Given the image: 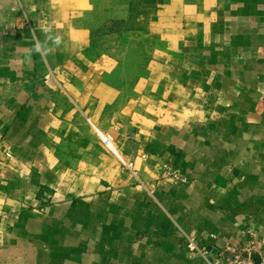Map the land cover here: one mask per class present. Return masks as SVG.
I'll return each mask as SVG.
<instances>
[{
    "label": "crops",
    "instance_id": "1",
    "mask_svg": "<svg viewBox=\"0 0 264 264\" xmlns=\"http://www.w3.org/2000/svg\"><path fill=\"white\" fill-rule=\"evenodd\" d=\"M96 2L0 0V264H208L188 237L264 235V0H148L123 57Z\"/></svg>",
    "mask_w": 264,
    "mask_h": 264
},
{
    "label": "rangeland",
    "instance_id": "2",
    "mask_svg": "<svg viewBox=\"0 0 264 264\" xmlns=\"http://www.w3.org/2000/svg\"><path fill=\"white\" fill-rule=\"evenodd\" d=\"M124 1L125 0H97L96 2L97 7L101 10L100 15L97 16L98 26L96 30H94L97 45L99 49H109L110 52L119 57L131 53L132 47H130L131 43L129 41L137 40L136 33L138 31V36L142 35V30L144 26L148 24L149 14L151 12L147 4L148 0H145V4L140 3V0ZM122 3L123 5L127 3L128 9L131 11L129 17L118 18L108 16L112 10L124 7ZM105 6L112 7L105 8ZM126 41L129 46H126ZM113 129L116 131L118 127H114ZM127 137H133V133L127 135Z\"/></svg>",
    "mask_w": 264,
    "mask_h": 264
},
{
    "label": "built area",
    "instance_id": "3",
    "mask_svg": "<svg viewBox=\"0 0 264 264\" xmlns=\"http://www.w3.org/2000/svg\"><path fill=\"white\" fill-rule=\"evenodd\" d=\"M95 130L103 146L118 158L122 168L132 171L133 161L125 159V156L117 150L112 135ZM247 234L248 238L245 240L235 245H227L216 250L214 254L211 249L200 245L194 237L187 238L186 248L190 254L201 256L208 264H264V235L255 231H248Z\"/></svg>",
    "mask_w": 264,
    "mask_h": 264
},
{
    "label": "clouds",
    "instance_id": "4",
    "mask_svg": "<svg viewBox=\"0 0 264 264\" xmlns=\"http://www.w3.org/2000/svg\"><path fill=\"white\" fill-rule=\"evenodd\" d=\"M49 39H52V38L49 37ZM54 43L57 44V45L60 43V37H59V36H57V37L55 38ZM35 51H36V52H44V51H46V50L42 48V45H41L39 42H37V43H36V46H35Z\"/></svg>",
    "mask_w": 264,
    "mask_h": 264
}]
</instances>
